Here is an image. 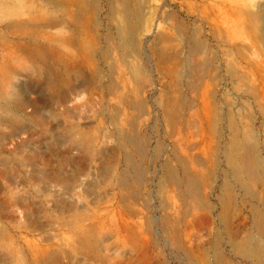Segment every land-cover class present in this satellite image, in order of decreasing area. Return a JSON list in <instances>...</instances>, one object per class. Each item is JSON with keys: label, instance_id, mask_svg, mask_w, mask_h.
I'll use <instances>...</instances> for the list:
<instances>
[{"label": "rangeland", "instance_id": "rangeland-1", "mask_svg": "<svg viewBox=\"0 0 264 264\" xmlns=\"http://www.w3.org/2000/svg\"><path fill=\"white\" fill-rule=\"evenodd\" d=\"M58 1L0 0V264H255L235 243L264 242V0H130L139 56L106 0ZM251 143L253 194L225 158Z\"/></svg>", "mask_w": 264, "mask_h": 264}, {"label": "bare ground", "instance_id": "bare-ground-1", "mask_svg": "<svg viewBox=\"0 0 264 264\" xmlns=\"http://www.w3.org/2000/svg\"><path fill=\"white\" fill-rule=\"evenodd\" d=\"M45 1L49 2L53 6L56 5V3L60 4L58 0H45ZM89 1L92 3L94 8L97 10V12H99L100 11V6H99L100 0H89ZM116 1L120 3L119 6L115 5ZM106 3L108 6V13H107L108 18L110 17V15H115V13L117 12L121 14V19L117 22V26H116L117 46L121 48V50L124 52L125 55L129 54L130 52H133L139 56L142 51L141 43L144 42V39L146 37V34L140 33L143 22L141 20V15H138L139 10L137 8H135L134 10L131 8L130 0H106ZM81 10H82V6L80 5L75 6L76 12H80ZM56 23L57 21L55 19L50 18L48 19L47 24L53 26ZM201 46H202V43L200 41L196 40L195 42H193V45L190 49L189 58L187 59V62H186L188 69L190 70L193 69L195 65V60L192 59L191 55L195 53L194 51L196 48H201ZM205 113H204V118L206 119ZM187 125L188 126L190 125L189 120H187ZM188 136H191L190 130L185 132L183 130L178 129L175 133V138H174V142L176 141L178 145L182 146V151L185 154L187 153L189 149H193L192 141L188 138ZM121 137L124 138L127 143L132 144L135 147V150L137 151V153H139L141 156H145L146 153H145L144 145L139 140L135 139L136 138L135 135L123 133L121 134ZM232 143L236 145V143L234 142ZM253 147L254 145L252 143L249 144L245 148L243 154L240 153L238 155H234L232 150H227L225 152L226 162H227L228 167L230 168L232 178L235 181L241 183L243 186H245V188L250 194H253L254 191L249 188L248 184L244 180V176L249 175V176L256 177L259 175L260 169L263 167V161L261 160L258 153H255ZM153 152H155L154 149H153ZM125 157L126 159L130 161V166H131L132 171L137 175L138 178L142 179L144 172H145V168L142 165L137 164L133 160H131L133 159V154L131 152L127 151ZM163 167L166 169V172H167L165 179L178 180L175 170H173L167 164H164ZM190 185L193 189H198L199 187L197 182L194 179H190ZM198 197H199V193H198ZM199 198H200V201L203 202V205H205V201H203L201 197ZM206 207L212 208L208 204H206ZM219 218L223 221V218L221 215H219ZM165 219H166V216L162 218V220H165ZM254 225L256 227L258 234L261 237H264V214L259 215V217L255 219ZM180 241L181 239L179 238V242ZM177 244L184 252L187 251L185 248L182 247L181 243L177 242ZM233 247H234V244H233ZM235 247L238 248L242 256L253 259L255 261V264H264V242L260 238H254L252 236H249L235 243ZM192 252H196V251L192 250ZM214 255L218 259L219 264H225L223 262V255L220 253V251H214ZM199 256L201 257V255Z\"/></svg>", "mask_w": 264, "mask_h": 264}]
</instances>
